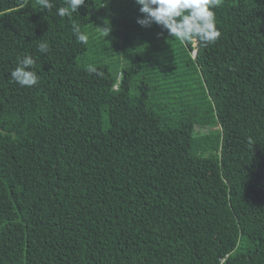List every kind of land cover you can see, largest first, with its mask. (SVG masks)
<instances>
[{
  "label": "trees",
  "instance_id": "1",
  "mask_svg": "<svg viewBox=\"0 0 264 264\" xmlns=\"http://www.w3.org/2000/svg\"><path fill=\"white\" fill-rule=\"evenodd\" d=\"M52 3L0 0V264H264V0H221L206 46Z\"/></svg>",
  "mask_w": 264,
  "mask_h": 264
},
{
  "label": "clouds",
  "instance_id": "2",
  "mask_svg": "<svg viewBox=\"0 0 264 264\" xmlns=\"http://www.w3.org/2000/svg\"><path fill=\"white\" fill-rule=\"evenodd\" d=\"M135 3L139 5V12L142 14V18H137V23L141 27H149L155 23L181 45L199 41L206 46L215 43L221 36L214 11L221 0H135ZM39 4L42 10H50L53 7L52 0H39ZM66 4V7L57 9L58 16H71L86 4V0H66ZM102 30L104 36L108 35L107 27ZM72 32L81 44L87 43L88 37L81 32L78 23L72 24ZM37 47L40 53L49 51L47 42H41ZM34 65L35 60L32 56L19 58L17 66L10 72L11 78L22 87L35 86L39 82V77L33 70ZM87 71L100 74L94 66H89Z\"/></svg>",
  "mask_w": 264,
  "mask_h": 264
},
{
  "label": "rangeland",
  "instance_id": "3",
  "mask_svg": "<svg viewBox=\"0 0 264 264\" xmlns=\"http://www.w3.org/2000/svg\"><path fill=\"white\" fill-rule=\"evenodd\" d=\"M196 130H197V131H200V130H201V128H196Z\"/></svg>",
  "mask_w": 264,
  "mask_h": 264
}]
</instances>
